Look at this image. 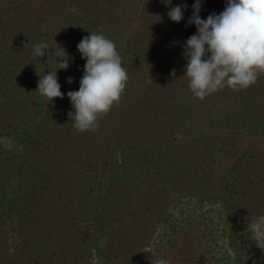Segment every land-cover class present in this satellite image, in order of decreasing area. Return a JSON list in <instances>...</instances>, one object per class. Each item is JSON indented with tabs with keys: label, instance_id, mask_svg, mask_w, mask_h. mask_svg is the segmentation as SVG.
I'll use <instances>...</instances> for the list:
<instances>
[{
	"label": "trees",
	"instance_id": "trees-1",
	"mask_svg": "<svg viewBox=\"0 0 264 264\" xmlns=\"http://www.w3.org/2000/svg\"><path fill=\"white\" fill-rule=\"evenodd\" d=\"M194 3L0 0V264H264L248 229L264 215V74L192 95L183 44L197 31ZM201 5L202 19L226 7ZM90 32L115 43L128 80L98 127L79 132L67 93ZM56 69L64 96L48 103L38 81Z\"/></svg>",
	"mask_w": 264,
	"mask_h": 264
},
{
	"label": "clouds",
	"instance_id": "clouds-1",
	"mask_svg": "<svg viewBox=\"0 0 264 264\" xmlns=\"http://www.w3.org/2000/svg\"><path fill=\"white\" fill-rule=\"evenodd\" d=\"M225 3L221 13L202 19L201 0H195L188 21L197 31L183 44L187 60L184 76L192 95L201 101L225 87L233 91L248 89L264 74V0H225ZM186 9V4L172 7L169 19L180 23ZM48 48L47 42L41 40L34 46L33 54L43 57ZM77 49L86 63L79 89L67 93L74 109L68 115L73 121L71 125L85 132L98 127L99 117L119 102L128 75L115 43L103 34L90 32L81 39ZM58 50L57 69L67 70L73 58L66 50L59 47ZM57 69L44 74L38 81L37 92L48 103L64 96ZM172 75H175L174 70ZM5 143L12 146L11 141L5 140ZM248 229L257 246L264 243V215L249 223ZM157 264H168V261L160 259Z\"/></svg>",
	"mask_w": 264,
	"mask_h": 264
},
{
	"label": "rangeland",
	"instance_id": "rangeland-1",
	"mask_svg": "<svg viewBox=\"0 0 264 264\" xmlns=\"http://www.w3.org/2000/svg\"><path fill=\"white\" fill-rule=\"evenodd\" d=\"M141 79H144V76H139V77H137L136 78V80L138 81V82H140V80ZM49 110L51 111L52 110V108L51 107H49ZM12 223H8V225L6 226V228H5V231H6V234H5V236H6V239H7V242L9 243V245L11 244V241L13 240V241H15L16 240V236H11L12 235V233H11V229H12V227H14V226H12L11 225Z\"/></svg>",
	"mask_w": 264,
	"mask_h": 264
}]
</instances>
